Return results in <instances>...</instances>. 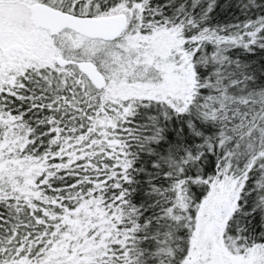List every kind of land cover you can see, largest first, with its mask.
<instances>
[{
	"label": "snow or ice",
	"instance_id": "6c2138e0",
	"mask_svg": "<svg viewBox=\"0 0 264 264\" xmlns=\"http://www.w3.org/2000/svg\"><path fill=\"white\" fill-rule=\"evenodd\" d=\"M0 264H264V0H0Z\"/></svg>",
	"mask_w": 264,
	"mask_h": 264
}]
</instances>
